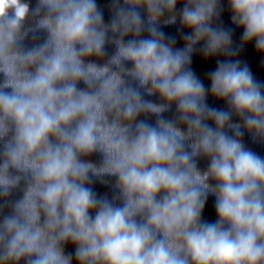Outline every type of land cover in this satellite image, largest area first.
Returning <instances> with one entry per match:
<instances>
[{"label":"clouds","instance_id":"clouds-1","mask_svg":"<svg viewBox=\"0 0 264 264\" xmlns=\"http://www.w3.org/2000/svg\"><path fill=\"white\" fill-rule=\"evenodd\" d=\"M249 44L264 0H0V264H264Z\"/></svg>","mask_w":264,"mask_h":264}]
</instances>
